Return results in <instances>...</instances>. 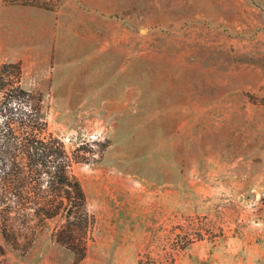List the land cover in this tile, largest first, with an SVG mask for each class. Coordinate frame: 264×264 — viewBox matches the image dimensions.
I'll list each match as a JSON object with an SVG mask.
<instances>
[{
  "label": "rangeland",
  "instance_id": "1",
  "mask_svg": "<svg viewBox=\"0 0 264 264\" xmlns=\"http://www.w3.org/2000/svg\"><path fill=\"white\" fill-rule=\"evenodd\" d=\"M7 63L94 221L79 261L13 220L0 264H264V0H0Z\"/></svg>",
  "mask_w": 264,
  "mask_h": 264
},
{
  "label": "trees",
  "instance_id": "2",
  "mask_svg": "<svg viewBox=\"0 0 264 264\" xmlns=\"http://www.w3.org/2000/svg\"><path fill=\"white\" fill-rule=\"evenodd\" d=\"M43 97L27 88L16 63L0 66V238L12 249L8 225L31 217L50 220L59 216L65 224L56 242L77 260L86 256V231L94 221L80 181L70 173L73 163H90L81 149L70 156L64 144L48 132ZM102 143L103 153L110 147ZM80 242L79 253L74 245ZM0 255L4 248L0 244Z\"/></svg>",
  "mask_w": 264,
  "mask_h": 264
}]
</instances>
